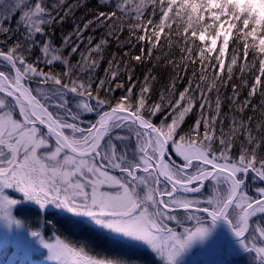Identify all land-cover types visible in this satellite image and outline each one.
Returning a JSON list of instances; mask_svg holds the SVG:
<instances>
[{
    "label": "snow or ice",
    "instance_id": "1",
    "mask_svg": "<svg viewBox=\"0 0 264 264\" xmlns=\"http://www.w3.org/2000/svg\"><path fill=\"white\" fill-rule=\"evenodd\" d=\"M100 4L107 10L0 0V219L22 226L18 206L53 205L150 249L160 264H182L223 223L264 264V219H253L264 218V0ZM69 19L57 46L47 30ZM98 30V39L85 35ZM112 41L127 50L111 53L101 76ZM133 61L171 67L158 99L151 68L133 82ZM84 114H94L86 126ZM29 234L57 264H144L51 240L39 222Z\"/></svg>",
    "mask_w": 264,
    "mask_h": 264
},
{
    "label": "trees",
    "instance_id": "2",
    "mask_svg": "<svg viewBox=\"0 0 264 264\" xmlns=\"http://www.w3.org/2000/svg\"><path fill=\"white\" fill-rule=\"evenodd\" d=\"M87 6L89 9H92V10H105V11L107 10V6L101 5L100 0H87ZM84 12H85V9H80V11L77 12V16H80ZM15 17L16 16L12 18L13 22L15 21ZM72 23H73V20L69 19L64 24L57 23L53 28H50L47 30L53 42L57 46H60L62 44L63 37L72 30ZM12 26L15 27L14 23L12 24ZM85 35H94L98 39L100 35H102V31L98 30L95 33L89 32V33H86ZM126 35L127 33L125 32L121 36V39L123 40ZM162 42H163V38L161 40V43ZM230 48H231V45H230ZM126 50H127L126 48L118 49L116 47L115 41H112L110 46L104 52L105 62L101 64L100 66L101 71L98 74L101 76L103 75L102 70L103 68L107 67V59L110 58L111 53H118V52H122ZM172 51L175 54L176 59L178 60L179 54L175 46L173 47ZM250 58H251V49L249 51V59ZM76 59H79L78 55ZM132 63L135 66V72L133 73V82H136L137 78H139V81L142 82L144 75L151 68V74L155 75L156 77V80L152 82V85H151L152 96H153V99H158L160 90L169 83L170 76L173 75L171 67L163 66L160 63H157L156 67H152V63L148 61H144L143 63H138V62L133 61ZM40 66L44 67L43 64H41ZM56 70L59 71L60 70L59 67H57ZM45 71H47V68H45ZM121 79L126 81V77H121ZM33 85L35 86V81L33 82ZM182 90H183V86L178 81L176 91H182ZM133 91L135 92L136 89H133ZM122 92H123V89H117L114 91L112 95L118 98L122 94ZM227 95H231L230 88L227 91ZM241 95H243V92L241 93ZM222 111L227 112V108H222ZM197 112H198V109L194 108L193 113H197ZM229 115L231 116L233 114L230 113ZM163 118L164 117L161 113H157L156 117L153 119V122L159 124ZM83 119H84V126H86L89 120L94 119V114H84ZM191 123H192V114H190L189 117H186L185 123L182 125V127L187 129L188 125ZM224 124H225V130H227L228 121L225 120ZM233 151L236 152V149H234ZM256 183L257 182L249 178L250 188L255 186ZM17 213L19 214V216H21L22 218L27 220L29 223H31L32 226L34 225L33 227H36L38 222L40 225L42 216L38 210L24 209V210H19ZM262 219L264 218L258 216L254 219V221H261ZM45 221H47L46 226H51L50 224H52L53 227H59L60 229L61 228L63 229V232L60 233L61 238L68 240L73 246L85 247L89 253L99 255V256L102 254L103 255L105 254L108 256H115L113 252H116V253L120 252L122 256H133V257L141 258L144 264H156L155 260L152 258V256L149 253L144 252V251H139V250H131L124 246L115 244L112 241H110L106 236L97 232V230L93 228L92 226L76 224L75 221L73 220V217H71L70 215H67V214L64 215V214H60L57 211L49 210L45 214ZM228 243L233 244L230 241H228ZM13 250H14L13 244L6 246L1 252V259H0L1 262L7 261L9 256L13 252ZM232 257H236V256H232Z\"/></svg>",
    "mask_w": 264,
    "mask_h": 264
},
{
    "label": "rangeland",
    "instance_id": "3",
    "mask_svg": "<svg viewBox=\"0 0 264 264\" xmlns=\"http://www.w3.org/2000/svg\"><path fill=\"white\" fill-rule=\"evenodd\" d=\"M19 15L20 13L16 14L15 21L19 18ZM13 195L17 199L22 198V194L20 193H13ZM24 209H34L38 210L39 213H41L42 218L40 221V227L45 231L46 236L49 237L51 240L59 238L72 245L68 240L60 237V233L63 232L62 228L60 229L59 227H53L52 224H50L51 226H46L45 214L49 210L57 211L60 214L64 215L69 214L71 215V217H73V220L76 224L92 226L97 230V232L106 236L110 241L120 246H124L131 250L147 252L152 256L156 264H160L159 258L156 257L153 253H151L150 249L144 246L133 247L130 241H127L124 238L101 230L88 218L73 216L71 213H68L63 209H57L53 205H49L47 209H40L39 205L27 202L18 206L17 212L19 210ZM16 215L18 218H21L24 222L22 226L13 225L12 227H8L5 222L0 219V259L1 252L6 246L13 244L14 248L8 260L4 262H1L0 260V264H57V261L53 256L50 255L48 249L40 245L29 234L31 230H35V227H33L34 225L32 226L31 223L19 216L18 213H16ZM216 230L217 233L215 232L214 238L209 243L194 245L192 249L183 258L182 264H258V257L255 256L253 253L246 252L240 255L239 257H232V254L242 252L243 250L239 248L238 244L233 245L229 243H224L225 241H222L220 239L218 229ZM113 254L115 256H122L120 252H113ZM104 255L102 254L100 256Z\"/></svg>",
    "mask_w": 264,
    "mask_h": 264
},
{
    "label": "water",
    "instance_id": "4",
    "mask_svg": "<svg viewBox=\"0 0 264 264\" xmlns=\"http://www.w3.org/2000/svg\"><path fill=\"white\" fill-rule=\"evenodd\" d=\"M254 218H255V217H254ZM254 218H253V219H254ZM224 227H227V228H228V226L225 225V224H223V223L219 224V225L217 226L218 232H219L223 237H226V238H228V239H230V240H234V241H235V237H233V236L231 235V232H230L229 228L226 229V233L222 232V231H223L222 229H223Z\"/></svg>",
    "mask_w": 264,
    "mask_h": 264
},
{
    "label": "flooded vegetation",
    "instance_id": "5",
    "mask_svg": "<svg viewBox=\"0 0 264 264\" xmlns=\"http://www.w3.org/2000/svg\"><path fill=\"white\" fill-rule=\"evenodd\" d=\"M67 215H69V214H67ZM71 216V215H70ZM172 226H175V223H172ZM216 233H217V230H216ZM219 235H220V239L222 240V241H225L224 243H228V241H230V242H232L233 243V245L234 244H237L236 243V241H234V240H230V239H228V238H226V237H223L220 233H218ZM235 242V243H234ZM222 250H223V248H222ZM243 253H246L245 251H242V252H239V253H236V254H232V256H236V257H239L240 255H242Z\"/></svg>",
    "mask_w": 264,
    "mask_h": 264
},
{
    "label": "bare ground",
    "instance_id": "6",
    "mask_svg": "<svg viewBox=\"0 0 264 264\" xmlns=\"http://www.w3.org/2000/svg\"><path fill=\"white\" fill-rule=\"evenodd\" d=\"M226 229H228L227 227H224L222 230V232L226 233Z\"/></svg>",
    "mask_w": 264,
    "mask_h": 264
}]
</instances>
